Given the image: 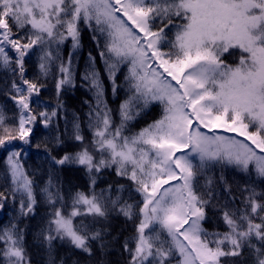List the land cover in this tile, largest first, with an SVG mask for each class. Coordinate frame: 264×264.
<instances>
[{"label": "snow or ice", "instance_id": "1", "mask_svg": "<svg viewBox=\"0 0 264 264\" xmlns=\"http://www.w3.org/2000/svg\"><path fill=\"white\" fill-rule=\"evenodd\" d=\"M83 28L96 55L80 72ZM78 73L92 99L69 121L62 97ZM0 74V212L18 201L0 226V264H32L21 224L41 202L32 238L46 264L97 252L96 264H108L116 245L125 264H264V0H0ZM104 77L114 97L124 89L116 110ZM49 80L54 104L42 99ZM154 105L159 118L126 134ZM38 127L47 134L33 145ZM69 167L87 190L65 192ZM117 217L133 225L123 240L112 233Z\"/></svg>", "mask_w": 264, "mask_h": 264}, {"label": "trees", "instance_id": "2", "mask_svg": "<svg viewBox=\"0 0 264 264\" xmlns=\"http://www.w3.org/2000/svg\"><path fill=\"white\" fill-rule=\"evenodd\" d=\"M81 42H82V50L81 55L79 59V71L82 72L84 68V62L87 54L89 51L93 52V55H96L95 51V44L91 39V34L86 28H83L81 33ZM70 47V41L65 45L64 47V55L67 56V51ZM97 66L102 69L103 65L99 61V57L97 56ZM35 71V65L30 64L29 66V76L31 77L33 72ZM2 75V74H0ZM123 76L121 75L120 80L122 81ZM49 88L51 91H46L42 97V99L49 101L50 103H55V97H54V82L49 80ZM76 88L70 89L67 91V93L62 97V99L66 102L67 109H68V119L71 121L72 113L76 112L83 116V114L87 111V106L83 103L85 99L91 100V94L86 91V89L81 88L80 85V79H79V73L77 74V80H76ZM104 85L106 89V98L108 101V104H115L120 102L125 98L124 89L121 88L119 91L118 96H113L111 85L109 84L106 77H104ZM7 100L6 97L0 96V104L5 103ZM116 106V105H115ZM114 106V110H116ZM159 105H154L152 108H150L146 113L141 114V116L137 117L135 120L130 122V127L127 133H134L138 131L142 126H146L148 123H151L153 120L159 118ZM9 109V115H11V104H8ZM116 120H119V116H115ZM61 130H63L64 127V121H60ZM70 127V125H69ZM85 133L90 136V133L87 132V127L85 126ZM46 131L42 128H37L36 136L33 139V145L35 143L42 139L46 135ZM33 153H35V148L32 149ZM7 153L0 152V191H3L7 187V181L5 179V169H4V159L6 157ZM39 164V160L37 157L33 154L30 159L26 160V167L29 168V171L35 169ZM61 178L64 182V190L67 192L69 184H71L73 187V190L76 188H79L81 190H87L88 187V180L87 177L80 171L75 170L74 168H66L61 173ZM104 178L108 181H111L115 178L114 172H105ZM46 179V177H40L37 176V183L40 186H43V180ZM121 183H128L127 181H121ZM103 183H99L97 186V190H99L100 187H103ZM37 195L39 196V188H37ZM125 198H127V191L125 192ZM138 199V196H137ZM18 208V201L16 204V207H13V203L11 199L8 200L5 210L3 212H0V226L3 224H7L8 221L16 214V209ZM46 211V206L41 202L37 207V213L36 217L29 220H24L21 224V227H24L25 225L28 226V235L26 237L27 241V248L29 255L32 259V264H46L47 256L42 248H40L37 244L33 242L32 238V232L36 229L37 224L40 221V218L44 215ZM210 219L207 220L204 224V227H206L209 231L214 230L216 228V224L214 220L211 218V212H209ZM219 229L223 230V225H219ZM133 231V225L131 223H125L122 217L114 218L112 221V233L113 235H116L117 233H121V240H123L124 236L129 235ZM57 259H59L61 256H64L66 259L70 256V253L68 251L67 246H58L57 247ZM79 258L80 264H96V260L99 258V252H97V255L93 257L91 260L84 255L77 253L76 256H72L71 259ZM71 259H68V264H71ZM108 264H125V258L121 255V251L119 248V245H116L108 250V253L105 257Z\"/></svg>", "mask_w": 264, "mask_h": 264}, {"label": "rangeland", "instance_id": "3", "mask_svg": "<svg viewBox=\"0 0 264 264\" xmlns=\"http://www.w3.org/2000/svg\"><path fill=\"white\" fill-rule=\"evenodd\" d=\"M83 62L85 63V61H83ZM84 63H83V64H84ZM115 105H116V106H115ZM114 106H115V108L117 109L118 106H119V103L116 102L115 104H110V105H109V107L112 108L113 110H114ZM160 112H161V108H159V115H160ZM116 121H117V123L119 122V120H116ZM143 127H145V126H142L141 128H143ZM141 128H140V129H141ZM140 129H139V130H140ZM139 130H138V131H139ZM138 131H136V132H138ZM130 134H131V133H130Z\"/></svg>", "mask_w": 264, "mask_h": 264}]
</instances>
